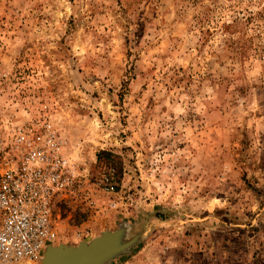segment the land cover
Masks as SVG:
<instances>
[{
    "label": "rangeland",
    "instance_id": "rangeland-1",
    "mask_svg": "<svg viewBox=\"0 0 264 264\" xmlns=\"http://www.w3.org/2000/svg\"><path fill=\"white\" fill-rule=\"evenodd\" d=\"M18 128L68 163L54 246L264 264V0H0V149Z\"/></svg>",
    "mask_w": 264,
    "mask_h": 264
},
{
    "label": "built area",
    "instance_id": "built-area-1",
    "mask_svg": "<svg viewBox=\"0 0 264 264\" xmlns=\"http://www.w3.org/2000/svg\"><path fill=\"white\" fill-rule=\"evenodd\" d=\"M0 158V264H36L58 234L53 203L70 185L67 161L51 132L18 128Z\"/></svg>",
    "mask_w": 264,
    "mask_h": 264
},
{
    "label": "water",
    "instance_id": "water-1",
    "mask_svg": "<svg viewBox=\"0 0 264 264\" xmlns=\"http://www.w3.org/2000/svg\"><path fill=\"white\" fill-rule=\"evenodd\" d=\"M108 235L114 237L110 244ZM124 230L104 232L90 242H82L74 247L73 251H61L41 259L42 264H106L113 257L126 251L136 239L125 240ZM119 240V241H118ZM61 245V244H60ZM55 247L49 246L48 248ZM76 248V249H75Z\"/></svg>",
    "mask_w": 264,
    "mask_h": 264
},
{
    "label": "bare ground",
    "instance_id": "bare-ground-1",
    "mask_svg": "<svg viewBox=\"0 0 264 264\" xmlns=\"http://www.w3.org/2000/svg\"><path fill=\"white\" fill-rule=\"evenodd\" d=\"M108 236H109L108 240H109V242L111 244L114 241V237L113 236L111 237V235H108ZM59 250H61V251H73L74 247H70V246H66V245H57L55 247H52V249L51 248H46L42 258H45V257H47L50 254L59 252Z\"/></svg>",
    "mask_w": 264,
    "mask_h": 264
},
{
    "label": "trees",
    "instance_id": "trees-1",
    "mask_svg": "<svg viewBox=\"0 0 264 264\" xmlns=\"http://www.w3.org/2000/svg\"><path fill=\"white\" fill-rule=\"evenodd\" d=\"M103 155H104V153L102 152V153H100V156H99V158H102L103 157Z\"/></svg>",
    "mask_w": 264,
    "mask_h": 264
}]
</instances>
